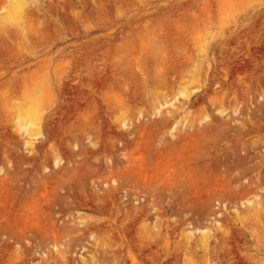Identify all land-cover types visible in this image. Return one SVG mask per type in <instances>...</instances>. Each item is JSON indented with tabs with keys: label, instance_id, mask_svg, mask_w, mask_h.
I'll return each mask as SVG.
<instances>
[{
	"label": "rangeland",
	"instance_id": "obj_1",
	"mask_svg": "<svg viewBox=\"0 0 264 264\" xmlns=\"http://www.w3.org/2000/svg\"><path fill=\"white\" fill-rule=\"evenodd\" d=\"M0 264H264V0H0Z\"/></svg>",
	"mask_w": 264,
	"mask_h": 264
},
{
	"label": "bare ground",
	"instance_id": "obj_2",
	"mask_svg": "<svg viewBox=\"0 0 264 264\" xmlns=\"http://www.w3.org/2000/svg\"><path fill=\"white\" fill-rule=\"evenodd\" d=\"M14 7H12L11 9H13Z\"/></svg>",
	"mask_w": 264,
	"mask_h": 264
}]
</instances>
